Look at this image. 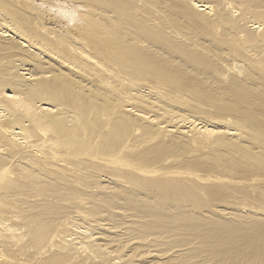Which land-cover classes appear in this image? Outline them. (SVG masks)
<instances>
[{"label": "bare ground", "instance_id": "obj_1", "mask_svg": "<svg viewBox=\"0 0 264 264\" xmlns=\"http://www.w3.org/2000/svg\"><path fill=\"white\" fill-rule=\"evenodd\" d=\"M0 0V264H264V0Z\"/></svg>", "mask_w": 264, "mask_h": 264}, {"label": "clouds", "instance_id": "obj_2", "mask_svg": "<svg viewBox=\"0 0 264 264\" xmlns=\"http://www.w3.org/2000/svg\"><path fill=\"white\" fill-rule=\"evenodd\" d=\"M40 6L69 26H75L76 24L82 23L79 6L69 5L65 3L64 0H58L57 5L55 6Z\"/></svg>", "mask_w": 264, "mask_h": 264}]
</instances>
